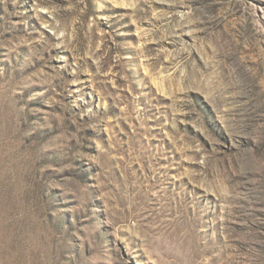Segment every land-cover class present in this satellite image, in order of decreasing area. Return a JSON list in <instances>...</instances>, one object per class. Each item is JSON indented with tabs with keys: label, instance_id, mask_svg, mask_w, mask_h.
I'll return each mask as SVG.
<instances>
[{
	"label": "rangeland",
	"instance_id": "374dc122",
	"mask_svg": "<svg viewBox=\"0 0 264 264\" xmlns=\"http://www.w3.org/2000/svg\"><path fill=\"white\" fill-rule=\"evenodd\" d=\"M0 264H264V0H0Z\"/></svg>",
	"mask_w": 264,
	"mask_h": 264
}]
</instances>
